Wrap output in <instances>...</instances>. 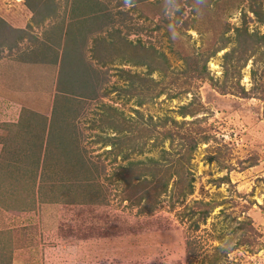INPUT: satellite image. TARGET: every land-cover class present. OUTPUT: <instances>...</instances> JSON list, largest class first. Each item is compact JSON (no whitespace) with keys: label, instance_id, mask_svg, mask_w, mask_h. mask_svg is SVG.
I'll list each match as a JSON object with an SVG mask.
<instances>
[{"label":"rangeland","instance_id":"1","mask_svg":"<svg viewBox=\"0 0 264 264\" xmlns=\"http://www.w3.org/2000/svg\"><path fill=\"white\" fill-rule=\"evenodd\" d=\"M13 76L0 264H264V0H0Z\"/></svg>","mask_w":264,"mask_h":264},{"label":"crops","instance_id":"2","mask_svg":"<svg viewBox=\"0 0 264 264\" xmlns=\"http://www.w3.org/2000/svg\"><path fill=\"white\" fill-rule=\"evenodd\" d=\"M16 77L17 76H13L11 82L7 81L6 85L9 84L8 89L0 92V121L3 120V117H6L9 118L11 122H16L17 118L19 119L20 115L22 114L23 108L27 109V108H33L36 105L37 106L44 105V104H38L37 101L39 100L36 101L35 100L36 97L32 96L33 92L34 93L37 92L36 94H40L39 88L36 89L37 86L33 88V80L30 79V77L29 79L25 78L26 82H21V83H25L27 87H22V85L19 82V80L22 79V77L19 76L17 78ZM8 98L12 99V101L7 100ZM34 102L36 104H34ZM1 146L2 144L0 142V151H1Z\"/></svg>","mask_w":264,"mask_h":264},{"label":"trees","instance_id":"3","mask_svg":"<svg viewBox=\"0 0 264 264\" xmlns=\"http://www.w3.org/2000/svg\"><path fill=\"white\" fill-rule=\"evenodd\" d=\"M39 156H40V152H39V155L37 156V161H39Z\"/></svg>","mask_w":264,"mask_h":264}]
</instances>
